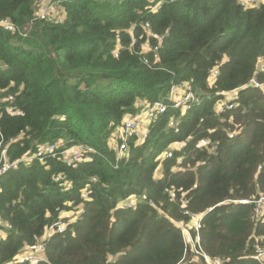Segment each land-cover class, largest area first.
Returning a JSON list of instances; mask_svg holds the SVG:
<instances>
[{"label":"trees","instance_id":"trees-1","mask_svg":"<svg viewBox=\"0 0 264 264\" xmlns=\"http://www.w3.org/2000/svg\"><path fill=\"white\" fill-rule=\"evenodd\" d=\"M35 2L0 0V20L15 26L0 27V145L11 161L42 145L63 146L0 175V220L11 225L0 235V264H18L34 236L62 215L65 232L50 237L36 264H203L184 244L185 208L204 214L206 254L261 264L254 252L264 249V214L225 202L264 195V3L49 0L65 13L57 23L39 19ZM144 44L150 51L140 54ZM181 84L195 100L186 110L166 101V114L117 160L108 137L136 101L165 100ZM237 88L235 108L217 114L222 93ZM179 142L187 144L161 156ZM74 145L94 152L67 165L60 152ZM129 197L135 207H121Z\"/></svg>","mask_w":264,"mask_h":264},{"label":"built area","instance_id":"built-area-1","mask_svg":"<svg viewBox=\"0 0 264 264\" xmlns=\"http://www.w3.org/2000/svg\"><path fill=\"white\" fill-rule=\"evenodd\" d=\"M238 4L242 6L244 9L253 8L259 3H264V0H237ZM52 5L55 6V10H52ZM49 10L54 14L58 15L55 19H47L46 16L42 13H36V16L41 20H53L57 23H62L64 21L65 13L59 7L57 2H51L49 5ZM0 27L5 31L14 32L15 26L8 19L0 20ZM144 28H148V24L144 25ZM135 39H132L131 46H133ZM162 43L161 38L158 39V45L153 47V52H157L159 45ZM150 51L149 47L143 49V45L141 48L140 54H144L146 51ZM114 56L117 57V50L114 52ZM143 63L148 64V60L143 58ZM218 75V70L214 69L211 72L210 79H214ZM250 84L256 88L260 87V84L253 78L250 80ZM240 88L234 89L229 92H224L222 95L224 98L220 101V104L217 107V114H222L225 111H230L235 108L238 90ZM9 100H12V97H9ZM195 100V95L190 91L187 85H173L170 87V91L166 96L165 100H154V101H145V100H137L135 103V112L126 114L123 117L121 127L112 132V140L108 142L110 149L115 152L116 159L119 160L123 156H126L128 152V142L131 139H135L137 142L146 137L148 133V128L151 124L155 123L160 116L166 114L168 110L167 103L172 104L173 108H177L180 110H186L189 107V104ZM178 121L170 119L169 127L178 132L177 125ZM145 127V132L142 138H137V131L140 127ZM234 133L230 132L228 134L229 139H233ZM187 142H179L175 144L171 149L164 151L161 156L168 159L172 157V151H180L186 146ZM62 143L58 142L55 144H46L42 145L37 149V151L33 154H26L21 158L10 160L9 156L6 154L5 149H1L0 145V175L5 174L8 170L14 169L18 166V164L22 162H30L33 159H38L39 161H43L45 155L53 154L56 149L61 147ZM63 146V145H62ZM202 147H210V140L204 139L201 142ZM94 149L91 147H86L82 145H74L69 148H65L60 152L63 161L66 162L67 165H72L77 162H81L83 160H87L86 156L93 153ZM213 152V151H211ZM262 165H259L257 171L261 170ZM59 177H55V181L57 182ZM92 181L95 182L96 179L92 178ZM70 185L66 184L65 190L69 188ZM89 188L85 187L81 190V197L84 200L88 199L89 196ZM172 199H174L175 194L173 192L170 193ZM245 203V204H253L254 205V214L257 217H262L264 214V195H260L257 198L250 200H239V201H226L225 204L229 205L231 203ZM121 207L129 209L134 208L136 202L133 199L125 200L124 202L119 203ZM188 201L182 202V207L184 205L187 206ZM183 215L187 217L188 221L185 223L183 221L178 222L179 227L181 228L182 237L184 240L185 247L190 249V253L192 257L199 260L203 264H225V261L220 258H213L206 254L200 246V237L199 230L202 226L204 214H196L194 212H190L186 208L183 210ZM65 215H62L58 218L56 222L53 223L52 226L46 228L44 233L41 236H34L35 245L33 246L31 251H26L24 254L19 255L15 258L14 263L22 264L25 262H29L33 264L34 260H41L46 242L50 239L54 234H62L65 232L68 222H66ZM11 229V225L7 222L0 220V235L4 234V230ZM186 252V251H185ZM254 259L264 264V249L259 245H255ZM36 261L35 264L38 262Z\"/></svg>","mask_w":264,"mask_h":264},{"label":"rangeland","instance_id":"rangeland-1","mask_svg":"<svg viewBox=\"0 0 264 264\" xmlns=\"http://www.w3.org/2000/svg\"><path fill=\"white\" fill-rule=\"evenodd\" d=\"M35 5H36V11L39 13V14H44L45 16H46V18L47 19H55V17H57L58 15H54L50 10H49V5H50V2H49V0H36V2H35ZM52 10L54 11L55 10V6L54 5H52ZM36 12V13H37ZM24 29H29V27L28 28H24ZM149 46L147 45V44H144L143 45V49H146V48H148ZM144 132H145V127H140L139 129H138V131H137V138H142V136H143V134H144ZM111 140H112V132L109 134V137H108V142H111ZM156 175H157V173H156ZM126 199H133L134 200V202H137V200H136V198L135 197H129V198H126ZM125 201V200H124ZM123 201V202H124ZM74 216V214L73 213H71L70 215H69V218H72ZM191 258H192V256H191ZM195 260V259H194ZM197 260H199V258L197 259ZM196 260V261H197ZM36 261H38V260H34L33 261V264H35V262Z\"/></svg>","mask_w":264,"mask_h":264},{"label":"clouds","instance_id":"clouds-1","mask_svg":"<svg viewBox=\"0 0 264 264\" xmlns=\"http://www.w3.org/2000/svg\"><path fill=\"white\" fill-rule=\"evenodd\" d=\"M9 225H10V224H9ZM9 230H11V229H9ZM9 230H8V231H9ZM54 235H56V234H54ZM40 236H41V235H40ZM49 240H50V239H49ZM49 240H48V241H49ZM34 245H35V240H34Z\"/></svg>","mask_w":264,"mask_h":264}]
</instances>
